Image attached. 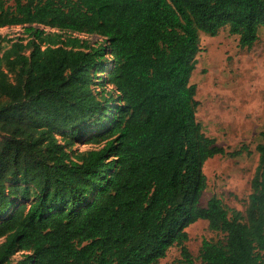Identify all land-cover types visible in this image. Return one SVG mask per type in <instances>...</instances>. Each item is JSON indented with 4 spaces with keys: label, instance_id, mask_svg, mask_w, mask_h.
Listing matches in <instances>:
<instances>
[{
    "label": "trees",
    "instance_id": "trees-1",
    "mask_svg": "<svg viewBox=\"0 0 264 264\" xmlns=\"http://www.w3.org/2000/svg\"><path fill=\"white\" fill-rule=\"evenodd\" d=\"M5 26L24 36H0V264H156L173 246L196 264L200 219L225 234L201 264H264V125L245 215L201 206L204 163L250 151L205 134L189 82L199 32L249 49L264 0H0Z\"/></svg>",
    "mask_w": 264,
    "mask_h": 264
},
{
    "label": "rangeland",
    "instance_id": "rangeland-1",
    "mask_svg": "<svg viewBox=\"0 0 264 264\" xmlns=\"http://www.w3.org/2000/svg\"><path fill=\"white\" fill-rule=\"evenodd\" d=\"M5 2L12 4L13 0ZM228 29L224 26L215 36L199 32L200 50L189 82L196 85L195 99L199 102L196 120L205 134L227 150L247 145L250 153L244 152L237 157L215 155L204 163L207 187L200 205L205 206L208 198L216 195L227 208L245 215L251 179L259 160L256 145L261 140L264 125V26L259 28V38L249 49L240 48L238 36ZM0 36H24L23 27H0ZM86 38L92 42L100 39L95 35ZM58 138L61 140L60 136ZM87 139L85 136L75 141L72 149L95 148L96 145L88 143ZM186 230L189 237L186 246L196 264H201L199 253L203 239L225 240V234L211 230L206 220H197ZM180 260V248L173 246L156 264H181Z\"/></svg>",
    "mask_w": 264,
    "mask_h": 264
},
{
    "label": "bare ground",
    "instance_id": "bare-ground-1",
    "mask_svg": "<svg viewBox=\"0 0 264 264\" xmlns=\"http://www.w3.org/2000/svg\"><path fill=\"white\" fill-rule=\"evenodd\" d=\"M194 77V76H193ZM199 80V79H198ZM198 82V81H197Z\"/></svg>",
    "mask_w": 264,
    "mask_h": 264
}]
</instances>
